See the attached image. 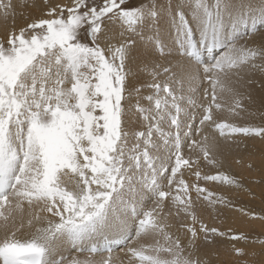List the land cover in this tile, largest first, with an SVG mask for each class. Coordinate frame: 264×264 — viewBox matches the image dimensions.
Here are the masks:
<instances>
[{
    "label": "snow or ice",
    "instance_id": "snow-or-ice-1",
    "mask_svg": "<svg viewBox=\"0 0 264 264\" xmlns=\"http://www.w3.org/2000/svg\"><path fill=\"white\" fill-rule=\"evenodd\" d=\"M19 7L42 15L0 38V264H66L57 251L64 241L90 253L67 264H207L186 254L201 234L209 245L215 236L247 240L208 227L197 201L231 206L199 181L240 186L236 178L202 174L201 163L218 168L222 145L264 139V126L219 115L245 111L251 96L242 87L252 83L246 73L264 72V36L260 47L248 46L264 29V8L183 0L172 10L183 63L136 64L151 75L152 93L130 105L133 92L140 95L128 91L133 37L156 27L154 0H21ZM0 13L6 22L15 16L11 0H0ZM153 47L166 52L159 38ZM197 80L208 85L199 103L196 88L177 94L176 84ZM133 112L144 130L126 129ZM205 127L218 136L210 138ZM185 171L197 182L190 184ZM174 223L189 234L187 246L170 230ZM25 228L34 229L28 237Z\"/></svg>",
    "mask_w": 264,
    "mask_h": 264
},
{
    "label": "bare ground",
    "instance_id": "bare-ground-1",
    "mask_svg": "<svg viewBox=\"0 0 264 264\" xmlns=\"http://www.w3.org/2000/svg\"><path fill=\"white\" fill-rule=\"evenodd\" d=\"M157 1L158 2L156 3V6L160 12V19L157 22L156 27L151 30L146 29L142 35H137L133 37V39L135 40V45L133 47L134 62L129 63L127 67L133 73L132 78L128 81V85H129L128 89L130 91H132L133 87L140 89V95H137L135 92H133L132 96L134 98L138 96L141 99V96L146 94L145 92V87H147L146 85H149L151 83L149 81L151 79V75L147 71H145L143 67L137 70L136 64H141L143 61L148 60L152 63H156L161 66L175 67L178 64L183 63L182 52L178 50V44L175 43L176 33L174 30V25H173V11H172L173 8L180 6L183 3V0H157ZM50 2L53 3V0H50ZM5 3H7V0H5ZM11 3L15 9L14 17L10 15L7 18V22H6L5 17L2 15V13H0V34L2 38H6L8 35V32L4 33L5 28H11L13 27L14 24L16 25L15 27L16 30H19L21 27H24L23 20H21L24 16L21 14V9L19 7L21 0H11ZM241 6L251 7L253 9L264 8V0H239L233 3V7L235 8H240ZM36 12H41V11L35 8L26 9L23 11L27 19H31V16L35 14ZM13 19L15 21L14 24H13ZM16 20L18 21L16 22ZM117 27H118L117 28L118 30L115 29L116 32L119 31V26ZM262 36H264V29H261L260 32L253 35L249 39L248 46L256 47V48L260 47L262 43L261 41ZM157 38L163 41V43L166 46V52L164 55H161L159 50L153 47V44L155 43V40ZM240 43H243V41H241ZM245 78L252 82L250 85H243L242 87V91H244L246 94H250L251 96L250 100L244 101L246 110L242 111L240 115L236 117H233L232 115H230L226 110L219 113V115L223 116L230 122H234L242 126H254V127L263 126L264 124V72L258 69L251 70L246 73ZM176 86H178L176 87V89L179 88L178 91L182 92L185 96L191 94L190 88H196L197 91L195 95L193 96V98L198 103L201 101L203 89L208 87L206 82H201L200 80H197L194 84L184 83L182 86L180 84H177ZM132 100L133 99L131 98V101ZM204 102L207 103V101H204ZM221 102L225 104H230L231 100L230 98L225 97V99L222 100ZM132 116L133 115H131L130 119L127 121V124H128L127 130L129 131L138 126V121H137L138 118L137 117L133 118ZM205 132L209 135L210 138L213 136H218V133H216L212 128H209V127H205ZM193 138L198 139L199 137L194 136ZM239 143H240L239 148H236L235 146L228 147L226 145H222V152L217 157V159L220 160L221 162L220 166L217 168V167L205 165L204 168L205 169L207 168L206 169L207 171L208 168L210 167L213 173L219 170V171H223L229 175L234 176L236 180L240 182V184L242 185V188H244L245 191L247 189L246 194H249V197L248 199L244 197L245 192H243L244 189L242 190L241 188H236V189L233 188L231 190L230 189L231 187H229L228 189L217 187V186H220L221 184L209 186V189L216 192L218 196L224 195L227 198H232L234 200L232 202L235 204H231V206L229 207H225L224 205H220V204L216 205L215 207H209L206 203L201 205L202 209H199V211H197V215L205 224H208V227H211L209 226L210 224L219 226V223H220L219 220H221L224 224H227L226 229L234 228V227H239L243 229L244 225L241 222L244 223L245 220L240 221V219L242 218H239V217H240V214L243 213L245 208H243L240 204L248 205L251 195H255L256 197L259 195L258 197H262L261 195L264 194L263 192L264 190V187H263L264 186V139L257 138V137H252V138L241 137L239 140ZM184 151L186 154H188L187 148H185ZM235 164L236 165L239 164V165L236 166ZM250 164H251V167H249ZM257 177L261 179V182L259 184H256ZM189 178H191V175L190 177L186 178V180L191 184L192 181H190L191 179L189 180ZM201 185H204V184H201ZM243 201H246V202L243 203ZM258 228L259 229L263 228V225H258ZM33 230L34 229L25 228L24 230H22L21 235L24 237H28ZM170 230L174 234L179 235L180 238H181V235L184 234V233H180L182 229L179 231L175 223L173 224V227ZM184 237H187V236H184ZM187 239L181 238V241L186 246L188 245ZM200 241L202 242V240L200 239L197 240L195 250L191 249L190 247H186V254L188 251H193V255H197V257L200 258L201 260L207 261V264H210V263L237 264V261L235 259L231 263V261L228 262L226 258L227 257L226 253L229 251L227 249L228 248L230 249V247L227 248V246H230L229 244H233L230 241H227V244H225L224 242L226 241L216 239L215 243L210 244V245L206 244L205 242H202L203 243L202 244L200 243ZM238 244L239 243L237 240L235 242V246H237V248L239 246ZM57 251L60 255L63 254L64 257L80 256L81 258L82 257L88 258L90 256L88 254H76L75 249L72 246L68 245L66 241H64L63 243L59 245ZM232 253H234V251L231 246L230 255ZM120 255H123V253L121 252ZM95 258L99 259L100 255H95Z\"/></svg>",
    "mask_w": 264,
    "mask_h": 264
},
{
    "label": "rangeland",
    "instance_id": "rangeland-1",
    "mask_svg": "<svg viewBox=\"0 0 264 264\" xmlns=\"http://www.w3.org/2000/svg\"><path fill=\"white\" fill-rule=\"evenodd\" d=\"M236 1H239V0H233V3H235ZM71 2V0H53V3L52 4H56V3H70ZM139 2H143V0H139ZM158 1L157 0H154V3L156 4ZM260 3V2H259ZM22 15L24 16L21 20H23V25H24V27L28 24V23H30L33 19H35V18H38V17H40L41 15H42V13L41 12H36L35 14H33L32 16H31V19H27L26 17H25V14L24 13H22ZM46 18V17H45ZM18 20H16V22H17ZM117 26H119V24L117 23L116 25H115V29H117L118 27ZM13 27L15 28L16 27V25L14 24L13 25ZM13 27H11V28H5L4 30H5V32L4 33H6V32H9L10 30H12L13 29ZM118 30V29H117ZM0 38H2L1 37V34H0ZM3 39H7V37L6 38H3ZM83 42H86V43H88L89 41L87 40V39H84L83 40ZM104 41H101V46L103 47L104 46ZM151 43H153V42H151ZM179 47V46H178ZM151 83L153 82L152 81V77H151V79L149 80ZM150 83V84H151ZM149 84V85H150ZM149 85H146L147 87H145V92H146V94H144L143 96H147V95H150L149 93H152V89H150V87H149ZM177 85V84H176ZM175 85V87H178V86H176ZM129 86V85H128ZM149 87V88H148ZM147 90V91H146ZM179 90V88H177V94L179 95V93H181V92H179L178 91ZM128 91H130L129 89H128ZM148 91H150V92H148ZM179 92V93H178ZM190 95V94H189ZM188 96V95H187ZM186 96V97H187ZM138 96H136L135 98L132 96L131 98L133 99L132 101H131V98L129 99V101H131V102H129L128 101V103L130 104V105H135V103H136V101L137 100H139L140 98L138 97ZM135 99H136V101H135ZM134 101V102H133ZM132 103V104H131ZM141 103L143 104V106H145V107H147L148 106V102L145 100V101H141ZM131 115H133L132 117L133 118H135V117H137L138 119H137V121H138V126L136 127V128H134V129H132V130H130V132H135V130H137V131H141V129L142 130H144V127H145V122L143 121L142 122V117H138L137 116V114L135 113V112H133V114H131ZM141 122H142V124H141ZM140 125V126H139ZM263 126H264V124H263ZM126 129H128V124H126ZM203 164V165H202ZM236 165V164H235ZM239 164H237L236 166H238ZM251 165V164H250ZM204 166H205V164L202 162L201 163V171H203V172H205V173H207V174H215V172L213 173V171H211L212 169L209 167L208 168V170L206 171V169L204 168ZM209 169H210V171H209ZM205 170V171H204ZM187 172V173H186ZM203 172H202V174H203ZM211 172V173H210ZM186 173V174H185ZM190 175H191V178H189V180L190 181H192L191 182V184L194 182H197V181H195L196 180V178H195V176L194 175H192V172L191 171H185L184 172V178L186 179L187 177H190ZM194 176V177H193ZM194 180V181H193ZM238 181V180H237ZM256 181H257V183L256 184H259L260 182H261V179L259 178V177H257L256 178ZM259 181V182H258ZM199 183L200 184H204V185H202V186H204V187H207V188H209V186H214V185H219V184H217V183H213V182H205V181H199ZM238 183H239V185L240 186H229V185H224V184H221L220 186H217V187H220V188H224V189H228L229 187H231L230 189L232 190L233 188H241L242 190L244 189V188H242V185L240 184V182L238 181ZM226 186V187H225ZM264 187V186H263ZM240 191V190H239ZM243 192H245V195H244V197L246 198V199H248V197H249V194H246V192H247V189H246V191H245V189H244V191ZM263 192H264V190H263ZM193 195V198L194 199H196V193L193 191V193H192ZM223 197H225L224 195H222ZM259 196V195H258ZM256 197L255 195H251L250 196V201H249V204L248 205H244V204H240L243 208H245V210L243 211V213H241L240 214V217L239 218H242V219H240V221H244V223L243 222H241L244 226H243V229H241V228H239V227H234V228H229V229H226V225L227 224H224L221 220H219V226H216V225H212V224H210L209 226H211V227H215V228H217V229H219L220 230V232H223V233H227V234H229V235H231V234H243L244 236H246L247 237V240H238V248L241 246L242 247V249H244V252H245V254L244 255H237L235 252L234 253H232L231 255H233V256H231L230 255V249H231V246H232V249H233V244H234V247H236L237 248V246H235V242L237 241V240H235V242H234V240H231V239H229L228 238V236H215V237H213V240L215 241L216 239L217 240H223V241H226V242H224L225 244H227V241H230L231 243H233V244H229L230 246H227V248L228 247H230V249L228 248L227 250H229L228 252H229V254H228V252L226 253L227 254V260H228V262H230L231 261V263H232V261H234V259L237 261V264H264V194L263 195H261L262 197ZM228 201H230L231 202V204H235V203H233L232 201H234L232 198H227V197H225ZM263 198V199H262ZM246 201H243V203H245ZM203 204H205V203H203V202H198L197 201V211H199V209H202L201 208V205H203ZM224 207V206H223ZM242 216V217H241ZM246 218H247V220H246ZM186 222V221H185ZM191 221H187V223H190ZM208 225V224H207ZM258 225H263V228H261V229H259L258 228ZM257 226V227H256ZM250 228V229H249ZM181 229H179V231H180ZM180 233H184V234H182L181 235V238H185V239H187V244H189V242H188V240H189V234H186V232L184 231L183 232V230H181L180 231ZM183 236V237H182ZM184 236H187V237H184ZM202 240V242H204V240H203V234H201V236L197 239V240ZM197 240H196V242H197ZM233 241V242H232ZM201 241H200V243H202ZM215 243V242H214ZM203 244V243H202ZM240 247V248H241ZM224 251V250H223ZM61 255H63V254H61ZM73 257H76V258H78V259H80L81 257L80 256H73ZM73 257H65V261H69V260H71ZM230 257V258H229ZM237 257V258H236ZM82 258H86V257H82ZM80 259V260H84V259ZM193 258H198L197 257V255H193ZM199 260H201L200 258H198ZM224 260H225V258H224ZM202 262H203V260H201ZM67 264V263H66ZM210 264H216V263H210Z\"/></svg>",
    "mask_w": 264,
    "mask_h": 264
}]
</instances>
